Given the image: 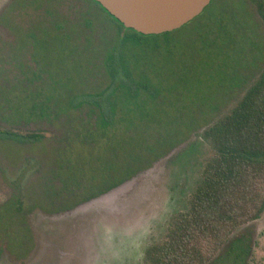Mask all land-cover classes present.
<instances>
[{
    "label": "rangeland",
    "instance_id": "1",
    "mask_svg": "<svg viewBox=\"0 0 264 264\" xmlns=\"http://www.w3.org/2000/svg\"><path fill=\"white\" fill-rule=\"evenodd\" d=\"M6 1L0 0V12ZM217 2L223 6L224 16L219 39L230 44L229 50L217 45L213 20L201 19L202 31L207 35L191 34L184 42L181 63L167 62V55L158 56L148 48L145 57L137 55L134 71L159 73L166 84L169 75L172 83L181 81L182 87L188 81L192 96L184 101L177 90H172L176 104L169 114L170 119L199 123L198 132L159 158L136 147L137 154L148 160L140 168L148 167L104 194L81 202L71 194L75 183L79 185L82 180L81 168L87 164L80 157L65 162L63 151L80 133L76 126L95 119L86 112V106L57 114L49 109V117L30 119L22 117L14 107L10 110L7 105L0 106V128L41 136L31 144L0 141V210L11 202L19 219V227L14 228L21 230V240L11 245L1 230L5 228H0V264H148L146 250L159 245L174 218L187 210L191 194L212 157L211 141L202 135L200 127L228 112L264 67V23L253 5L249 0ZM65 16L73 21L72 43L78 52L71 59L81 62L74 63L77 76L56 71L54 79L71 83L74 92L102 88L107 81L105 58L117 35L115 24L88 0H75L74 10ZM11 40L10 30L0 22V53H5V44ZM148 42L160 39L150 38ZM133 48L128 45L123 55L126 57ZM53 56L61 61L60 53ZM39 80L36 85H47L49 75L43 73ZM21 81V73L0 74V100L5 98L4 103L18 105L24 86ZM4 92L6 95H2ZM154 124L147 121L142 137L158 145V138L166 137L167 123ZM79 137L80 143L89 144L87 137ZM133 147L130 152L134 153ZM104 160L109 162L107 157ZM131 162L130 157L127 163ZM229 238L246 240L250 247L246 264H264V211L232 231Z\"/></svg>",
    "mask_w": 264,
    "mask_h": 264
},
{
    "label": "trees",
    "instance_id": "2",
    "mask_svg": "<svg viewBox=\"0 0 264 264\" xmlns=\"http://www.w3.org/2000/svg\"><path fill=\"white\" fill-rule=\"evenodd\" d=\"M249 1L264 23V0ZM92 2L115 24L117 31L105 58L107 81L103 87L74 92L71 83L56 81L53 77L56 71L73 76L78 74L74 63L81 61L71 59L78 54L70 41L72 34L62 31L37 33L28 29L21 35L19 32L20 37L28 42L27 58L21 57L19 48L13 50L9 57L18 67L22 74L21 83H24L19 104L8 105L4 103L5 98L0 100L1 107L7 105L10 110L14 107L26 119L47 117L49 109L57 114L83 106L87 107V113L95 116L93 122L76 126L80 133L63 151L65 162L80 157L84 159L83 164H87L81 168L83 175L79 180L82 182L79 185L75 183L76 189L71 192L77 202L100 195L148 167L140 168V164L148 160L137 154L136 147L147 150L148 156L159 158L173 145L198 132L199 123L170 119L172 114H169L176 104L171 91L177 90L180 98L188 101L192 96V85L188 81L183 82V87L181 81L172 83L169 75L166 84L159 73L134 72L138 56L145 57L146 50L151 48L158 56L167 55V62L175 60L181 63L184 42L190 39L191 34L207 35L202 31L201 19L213 20L215 39L223 35V6L217 0H210L199 15L180 28L158 35H143L126 29L97 2ZM198 20L200 22L194 27H188ZM85 24L90 25L89 21ZM150 38H159L160 42L150 43ZM128 45H134V48L125 57L123 51ZM217 45L229 50L230 44L226 45L219 39ZM56 53H60L61 61L53 59ZM4 60L0 58V74H5L1 73L7 64ZM43 73L49 75L48 84L36 85L35 81ZM162 84H165L163 88ZM3 94L6 95L5 92ZM147 121L150 125H158L159 122L165 126L167 123L166 137L158 138V145L142 137ZM200 129L202 135L211 141L212 157L191 194L187 210L174 218L166 238L159 245L146 250L148 264H246L249 257L250 247L246 240L230 241L229 237L236 228L258 218L264 211V67L228 112ZM81 134L87 137L89 144L79 142ZM40 138L37 133L19 134L0 128V141L31 144ZM132 146L134 153L130 152ZM104 157L109 162H105ZM130 157L132 162L128 164ZM119 176L121 178L114 181ZM102 188L105 189L100 191ZM8 204L0 210V228H5L1 230L14 245L21 240V230L14 228L19 227V219L13 212L12 203Z\"/></svg>",
    "mask_w": 264,
    "mask_h": 264
},
{
    "label": "flooded vegetation",
    "instance_id": "3",
    "mask_svg": "<svg viewBox=\"0 0 264 264\" xmlns=\"http://www.w3.org/2000/svg\"><path fill=\"white\" fill-rule=\"evenodd\" d=\"M88 1L96 5L92 2L93 0ZM74 8L75 0H7L0 12V22H3L10 30L12 40L5 44V53H0V58L7 62L1 73H20L18 67L13 65V61L9 57L13 50L16 51L19 48L21 57L27 58L28 42L20 35L28 29L35 30L37 33L40 31H62L71 35L74 24L65 14L70 10L73 11ZM71 40H74L72 35L70 36Z\"/></svg>",
    "mask_w": 264,
    "mask_h": 264
},
{
    "label": "water",
    "instance_id": "4",
    "mask_svg": "<svg viewBox=\"0 0 264 264\" xmlns=\"http://www.w3.org/2000/svg\"><path fill=\"white\" fill-rule=\"evenodd\" d=\"M93 1L119 21L124 28L143 35H158L178 29L199 15L210 2V0Z\"/></svg>",
    "mask_w": 264,
    "mask_h": 264
}]
</instances>
